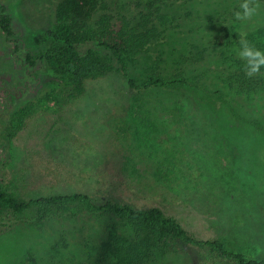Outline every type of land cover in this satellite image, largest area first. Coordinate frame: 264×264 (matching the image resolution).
Masks as SVG:
<instances>
[{
  "label": "rangeland",
  "instance_id": "374dc122",
  "mask_svg": "<svg viewBox=\"0 0 264 264\" xmlns=\"http://www.w3.org/2000/svg\"><path fill=\"white\" fill-rule=\"evenodd\" d=\"M7 1L18 29H56L61 22L56 15L60 0ZM146 1L104 0L103 11L117 23L125 17L139 25ZM260 4L255 23L237 20L241 36L264 27V1ZM234 45L226 54L240 59L239 45ZM45 47L36 54H44ZM13 48L0 33V117L30 109L20 119L13 115L15 126L6 124L13 133L6 166L0 149L7 193L30 198L82 192L95 202L158 207L193 237L220 239L248 257L264 258V133L224 101L231 94L225 80L229 70L215 54L188 71L189 84L138 93L114 70L87 81L78 97L57 95L41 104L35 95L42 87L27 75L28 68L19 71ZM38 68L40 74L48 72L45 64ZM14 88L18 94H7ZM246 94L237 98L245 101ZM250 96L264 126V90L250 91ZM34 216V210L0 212V222L15 221L0 226V264H19L27 250L39 256L61 230L68 232L72 246L98 245L104 237L100 217L39 223ZM186 258L169 252L158 264H187Z\"/></svg>",
  "mask_w": 264,
  "mask_h": 264
},
{
  "label": "trees",
  "instance_id": "16d2710c",
  "mask_svg": "<svg viewBox=\"0 0 264 264\" xmlns=\"http://www.w3.org/2000/svg\"><path fill=\"white\" fill-rule=\"evenodd\" d=\"M240 2L147 0L146 13L140 18L142 22L133 25L125 17L119 23L113 21L111 15L103 11L104 0H60L56 15L61 22L56 29L22 30L16 27L5 0L0 4V33L14 43L11 54L17 57L19 71L28 68L27 75L35 79L38 88L42 87L35 95L41 104L50 103L57 95L78 97L87 81L114 70L121 72L128 89L138 93L172 84H189L188 71L195 72V65L215 54L217 63L227 65L229 70L225 80L231 94H225L224 101L255 130L264 133L262 122L252 110L253 96H250V91L264 90V76L249 78L244 71V61L226 54L234 44L239 45L241 38L234 17L240 10ZM244 38L264 51V27L254 29ZM43 47L46 52L36 54ZM39 64H45L48 72L40 74ZM20 77L23 78L22 74ZM18 91L19 88L9 89L7 94H18ZM245 91L246 100H239L238 93ZM28 110L20 107L7 119L0 117L4 166L11 157L9 137L13 134L6 130V124L11 121L15 126L14 116L20 119ZM2 178L0 173V212L34 210L39 223L52 218L80 220L84 216L104 220V237L98 245L78 242L76 244L80 245L75 249L76 244L71 245L68 232L61 230L42 254L37 256L27 250L19 264H39L40 261L43 264H158L169 252H178L185 259L187 256V264H264V258L248 257L220 239L193 237L176 218L158 207L142 209L111 199L95 202L82 192L23 198L7 193ZM14 223V220H2L0 226L9 227Z\"/></svg>",
  "mask_w": 264,
  "mask_h": 264
},
{
  "label": "clouds",
  "instance_id": "9594fccd",
  "mask_svg": "<svg viewBox=\"0 0 264 264\" xmlns=\"http://www.w3.org/2000/svg\"><path fill=\"white\" fill-rule=\"evenodd\" d=\"M239 9L234 13L236 20L255 23L254 18L259 15L261 4L259 0H241ZM236 52L237 56L244 61V71L249 78L264 75L261 72V69L264 68V51L256 48L242 35Z\"/></svg>",
  "mask_w": 264,
  "mask_h": 264
}]
</instances>
